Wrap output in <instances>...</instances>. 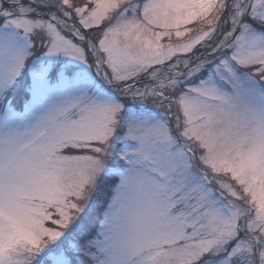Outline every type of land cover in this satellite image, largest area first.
Wrapping results in <instances>:
<instances>
[{
  "label": "snow or ice",
  "instance_id": "snow-or-ice-1",
  "mask_svg": "<svg viewBox=\"0 0 264 264\" xmlns=\"http://www.w3.org/2000/svg\"><path fill=\"white\" fill-rule=\"evenodd\" d=\"M0 264H264V0H0Z\"/></svg>",
  "mask_w": 264,
  "mask_h": 264
}]
</instances>
